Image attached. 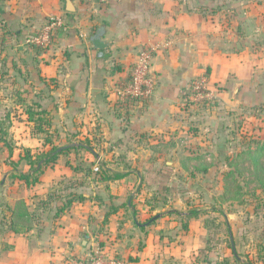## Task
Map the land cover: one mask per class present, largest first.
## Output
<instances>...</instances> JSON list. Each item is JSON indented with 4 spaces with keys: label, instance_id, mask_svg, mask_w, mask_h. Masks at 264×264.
<instances>
[{
    "label": "crops",
    "instance_id": "obj_1",
    "mask_svg": "<svg viewBox=\"0 0 264 264\" xmlns=\"http://www.w3.org/2000/svg\"><path fill=\"white\" fill-rule=\"evenodd\" d=\"M72 1L74 12L66 10L65 0H10L2 10L10 11L11 21L17 22L13 34L19 38L38 30L50 17L61 16L68 24L66 31L56 33L52 49L38 57L41 73L35 81L40 80L41 89L19 95L51 111V131L56 129L70 139L69 144L89 139L98 147L89 152L97 161L118 159L121 145L177 126L186 116L181 111L183 97L204 67L211 72L210 80L224 83L223 92L232 85L233 95L238 92L242 81L236 46L226 44L222 32L210 36L203 26H198L197 34L190 33L196 26L191 25L190 13L176 10L175 0ZM98 30L103 32L106 48L97 49L91 41ZM144 47L155 50L154 95L147 102H120L119 92L130 80ZM105 145L109 146L106 151ZM96 165L89 172L69 160L64 170L52 171L50 166L46 178H40L46 180L41 191L24 203L10 204L9 218L18 229L9 234L6 249L0 244V264H73L93 244L110 256L135 255L133 264H154L153 237L158 228L154 222H138L132 228L130 221L121 227V179L101 180ZM104 169L108 176L121 174L110 166ZM35 185L25 190L31 192ZM129 207L133 206L129 203Z\"/></svg>",
    "mask_w": 264,
    "mask_h": 264
},
{
    "label": "rangeland",
    "instance_id": "obj_2",
    "mask_svg": "<svg viewBox=\"0 0 264 264\" xmlns=\"http://www.w3.org/2000/svg\"><path fill=\"white\" fill-rule=\"evenodd\" d=\"M9 4L10 0H0V127L7 130L4 135L0 132L3 248L11 242L9 234L18 229L9 218L10 204L24 203L46 182L40 180L30 192L19 178L21 173L30 172V164L22 159L25 149L36 152L46 135L32 133L28 124L7 116L15 106L20 112L34 101L28 98L23 103L19 94L41 89L40 80L35 81V75L41 73L38 57L52 49L31 45L27 34L14 36L18 24L11 21L10 11L2 10ZM175 8L179 13H190L191 25L196 26L190 32L193 35L203 26L210 36L222 32L226 44L236 46L242 81L236 95L234 85L223 92L224 83L210 80L211 72L204 67L200 75L207 76L215 96L210 101L183 105L181 111L186 116L177 126L121 145L118 159L97 161L80 148L54 165L44 166L39 177L46 178L50 166L52 171L64 170L67 160L82 172H89L97 163L99 176L109 166L125 172L121 178V227L129 221L132 228L138 222L155 223L154 264H264V186L249 156L264 140V0H175ZM20 44L25 48L20 49ZM19 58L25 59L20 65ZM18 76L23 80L18 81ZM48 135L56 145L71 141L56 129ZM85 141L76 139L78 144ZM108 148L104 146L105 151ZM125 258L133 262L135 255Z\"/></svg>",
    "mask_w": 264,
    "mask_h": 264
},
{
    "label": "built area",
    "instance_id": "obj_3",
    "mask_svg": "<svg viewBox=\"0 0 264 264\" xmlns=\"http://www.w3.org/2000/svg\"><path fill=\"white\" fill-rule=\"evenodd\" d=\"M67 29L68 24L64 22L63 18L55 16L31 33L27 42L39 49L48 50L53 45L56 33ZM154 51V48L151 47L141 49L130 80L119 92L120 102H147L153 97L156 85V78L151 71ZM208 83L209 80L205 75L195 77L189 92L183 97V105L212 100L215 94L209 88ZM73 264H133V262L123 256H110L99 245L93 244L84 255L74 258Z\"/></svg>",
    "mask_w": 264,
    "mask_h": 264
},
{
    "label": "trees",
    "instance_id": "obj_4",
    "mask_svg": "<svg viewBox=\"0 0 264 264\" xmlns=\"http://www.w3.org/2000/svg\"><path fill=\"white\" fill-rule=\"evenodd\" d=\"M22 102L27 101L25 98L20 96ZM15 106L12 111H10L7 116L8 119L13 121H22L30 126V131L32 133L45 134L42 147H37L36 152H32L31 148L27 147L24 151L22 159H25L30 164L29 173H21L20 179L25 182V185L31 187L40 181L39 174L42 173L44 166H47L51 163H54L58 160L60 155L68 154L70 151L82 148L88 152H92L93 146L89 139H86L85 142H81L75 146L67 145H56L50 138L51 126L53 116L51 111L42 108L41 104L37 101H33L26 105V108L19 112ZM0 132L4 134L7 133V130H4L3 127H0ZM10 150L11 146L6 143ZM250 159L252 160V168L255 171L256 177L261 181L262 186H264V140L257 144V150L253 153H249ZM124 177V174L115 173L114 176H108L102 174L101 180L107 179H121ZM197 212H193L196 214Z\"/></svg>",
    "mask_w": 264,
    "mask_h": 264
},
{
    "label": "water",
    "instance_id": "obj_5",
    "mask_svg": "<svg viewBox=\"0 0 264 264\" xmlns=\"http://www.w3.org/2000/svg\"><path fill=\"white\" fill-rule=\"evenodd\" d=\"M65 3H66V10L68 12H74L76 10L74 8V3H73L72 0H65ZM102 35H103L102 30H98L91 37V41H92L94 47L97 48V49H103V48H106L107 47V43L102 40ZM75 145H78V143H70L67 146H71L72 147V146H75ZM91 150L94 151L93 149H91ZM168 164L173 165V162H168Z\"/></svg>",
    "mask_w": 264,
    "mask_h": 264
}]
</instances>
